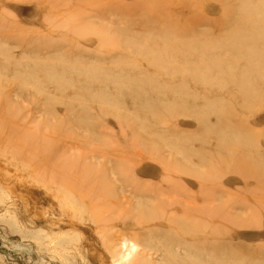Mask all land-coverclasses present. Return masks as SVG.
<instances>
[{
	"label": "rangeland",
	"instance_id": "obj_1",
	"mask_svg": "<svg viewBox=\"0 0 264 264\" xmlns=\"http://www.w3.org/2000/svg\"><path fill=\"white\" fill-rule=\"evenodd\" d=\"M94 1L0 0V264H264V0Z\"/></svg>",
	"mask_w": 264,
	"mask_h": 264
},
{
	"label": "bare ground",
	"instance_id": "obj_2",
	"mask_svg": "<svg viewBox=\"0 0 264 264\" xmlns=\"http://www.w3.org/2000/svg\"><path fill=\"white\" fill-rule=\"evenodd\" d=\"M92 3H98L99 4V1H97V0H95L94 2H92ZM146 5V4H145ZM240 5V3H238L237 4V6H239ZM152 6V5H151ZM236 6V7H237ZM260 6H263V5H261L260 4ZM235 7V8H236ZM246 7V4H244L243 5V8L242 9H246L245 8ZM248 17V16H247ZM170 18V17H169ZM244 22H248V20L247 21H244ZM258 34V33H257ZM244 35H241V34H239L238 32H236V30L228 37V38H224V39H222V40H220L219 41V47L220 46H223V45H228V42L229 41H232L233 39H237V38H242ZM252 38V39H251ZM250 39H248L249 40V42H244L245 43V45H244V49H246L247 50V52L248 53H250V54H254V55H256V59L258 58L257 57V55L259 56L260 54H262V53H260L259 51H258V49H257V46H256V44H258V42L256 41L255 42V39H253V36L251 37ZM115 39V38H114ZM114 39H112V40H114ZM116 40V39H115ZM250 41H252V42H250ZM253 41L256 43H253ZM120 42H122L123 44H125V45H127L126 44V41H124V40H121ZM108 43V42H107ZM109 44V43H108ZM107 46H109V45H102V47L103 48H105L106 47V49L108 48ZM119 46L120 45H117V46H115V47H112V48H108V49H119ZM243 47V46H242ZM231 48V47H230ZM121 49H125L126 51H128V52H130L131 51V48H130V46H127V47H122ZM234 50V52L237 54V55H239L240 57H242V53L241 52H239L238 50H236V49H233ZM262 55H264V53L262 54ZM168 56H172V54H168ZM242 58H244V56L242 57ZM239 59H241V58H239ZM257 61V60H256ZM256 61H255V63L253 62V63H250L249 62V64H251L252 65V67H256ZM229 66L231 65V64H228ZM255 69V68H254ZM82 70H83V74L84 75H87L88 76V78H87V82H85L86 84H85V87H84V89H85V93H86V95H87V99H89L90 101H96L97 103H105V102H107V101H109V103L110 104H113V101L114 100H116V98H118V96H119V94H120V91L122 90V88H120V87H117L116 86V84H119V83H123V82H127L125 79L126 78H124L123 76L122 77H120V78H118V76H115V75H110V74H107V73H104V75H100L98 72H94V69H90V66H87V67H85V68H82ZM63 75H66V74H63ZM253 75V74H252ZM243 76H245L246 78H247V76L246 75H243ZM46 78L50 81V82H54V83H57L58 85H60L61 86V88H63L62 86L63 85H66L67 84V79L66 78H64L63 76H61V75H59V74H56L55 72H53V71H51V72H47L46 73ZM120 80V81H119ZM130 83L129 84H131V85H133V83L135 84H138L139 83V81L138 80H128ZM97 82H99V83H101V84H94V83H97ZM128 83V82H127ZM143 83V82H142ZM69 84V83H68ZM110 85V84H115V85H113L114 87H116V91H117V97L115 98V97H112V96H108L107 94H106V88L108 87V86H105V85ZM140 84V83H139ZM250 84H251V81L250 82H248V80H246V81H244V80H242V81H240V85H241V88H240V92H241V94L243 95V98L244 97H246L248 100H250L251 99V97H255V95H250V94H252V92H254V93H256L255 91H253L251 88H249L250 87ZM264 84V83H263ZM95 85H99V86H102L100 89H98V91H94L93 90V88H92V86H95ZM67 86H69V85H67ZM264 86V85H263ZM60 87H58V89H61ZM65 88V87H64ZM152 91H154V90H152ZM101 100V102H99L98 100ZM145 107H148L149 106V104L148 103H146L145 105H144ZM227 108V107H226ZM223 109V108H222ZM149 110H151V108L149 109ZM224 110V109H223ZM226 111V110H225ZM224 111V112H225ZM217 112H218V117H219V119L221 120V122H222V124H223V126H224V129H225V131L227 132V130H229V131H237L239 134H240V136L242 135L241 134V132H240V130L239 129H234V125L233 126H230V125H227L228 124V122H227V120H225V116L221 113V111H219V110H217ZM225 121V122H224ZM146 124V123H145ZM138 125H143V126H145L144 125V122H142V124H138ZM137 125V126H138ZM230 128H232V129H230ZM227 136V134H225L224 136H223V138H225ZM143 137V136H142ZM223 138H222V140H223ZM141 142H144L143 141V138H141ZM156 142H162V144H166V142H163V139L161 140V139H159V138H156ZM178 144V143H177ZM175 146H176V144H174ZM180 145V144H179ZM229 145H232V144H229ZM143 149H145V147H144V145H142L141 146ZM177 148V147H176ZM179 148H180V146H179ZM152 152H154L155 151V147H153V148H151L150 149ZM151 152V153H152ZM156 154V153H155ZM173 168V167H172ZM175 169V168H174ZM262 173H263V175L262 174H260V173H258V171H256V173H252V174H254V176L255 177H258V179L259 178H261V177H263V181H264V171H262Z\"/></svg>",
	"mask_w": 264,
	"mask_h": 264
}]
</instances>
